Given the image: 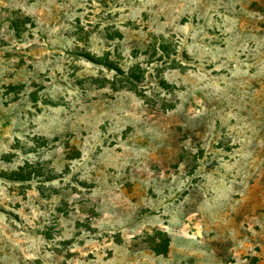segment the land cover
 <instances>
[{"label":"rangeland","instance_id":"rangeland-1","mask_svg":"<svg viewBox=\"0 0 264 264\" xmlns=\"http://www.w3.org/2000/svg\"><path fill=\"white\" fill-rule=\"evenodd\" d=\"M0 264H264V0H0Z\"/></svg>","mask_w":264,"mask_h":264}]
</instances>
